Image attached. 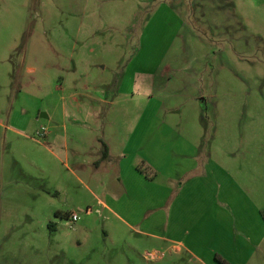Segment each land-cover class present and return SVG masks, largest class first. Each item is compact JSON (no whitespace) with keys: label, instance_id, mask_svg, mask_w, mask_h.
Masks as SVG:
<instances>
[{"label":"rangeland","instance_id":"374dc122","mask_svg":"<svg viewBox=\"0 0 264 264\" xmlns=\"http://www.w3.org/2000/svg\"><path fill=\"white\" fill-rule=\"evenodd\" d=\"M180 137L215 184L157 209L143 182L128 193L122 149L153 180L144 161L176 174ZM215 254L264 264V0H0V264H225Z\"/></svg>","mask_w":264,"mask_h":264},{"label":"crops","instance_id":"0c3cea01","mask_svg":"<svg viewBox=\"0 0 264 264\" xmlns=\"http://www.w3.org/2000/svg\"><path fill=\"white\" fill-rule=\"evenodd\" d=\"M180 138L182 139L183 143H182V145H180L178 147V150H176L177 153H175V158H174V160L177 161V164L179 166L176 174H172L168 170H167V172H164L162 169L158 168V165L156 163H150L149 160L144 161L146 164L149 163L151 165L152 169L155 171L154 174L156 176H155V179H153V180H150L146 176H143V174L140 172V170H138V168L136 166L137 164L134 163L135 162V161H133L134 159H131L130 151L126 147H124V149H122V151L118 157V170H119L118 175H119V178H123L124 181L130 182L129 183L130 185L128 187V193L131 194V192H132V191H130V188H132V184L135 185V182H143L146 185V188L143 187L142 189H140L139 193L141 196H144L145 198H147V195H148L149 198H152L155 195L156 198L161 197L162 199L163 198L165 199L164 202L163 201L159 202V205L154 207L155 209H157V208L165 207V201L170 196L173 197V198H171V200H172L171 205H173V207H174V203L177 200H178V204H181V201L183 199L187 200V199L196 198L197 193L189 194V193H187V189L198 178L200 180H202L203 182H205L206 184L207 183L209 184L210 182H212V184H215V180H216V177L214 176L215 173L211 169V167H209V164L211 166L213 164V162L211 159L207 158L204 155L205 150L201 149L193 141L186 140L182 137H180ZM105 144L107 145V148H108V155L104 159L100 158L101 160H99V161H102V160L105 161L106 159H109L110 157H112L113 151H112L111 145L109 143H105ZM64 151H65V153L68 152L67 146H65ZM73 152H76V150H73ZM99 152H100V156H101V148L99 149ZM90 161L93 162V159H90ZM97 162L98 161H95V163H97ZM162 165H165V163L161 162V166ZM215 168H216V166H215ZM193 170L198 171V174H202V175H197V177L191 179L190 181H188L185 184L180 185L177 188L174 187L175 183H173V182L175 180L180 179L183 174H185L189 171L191 172ZM165 174H167V175H165ZM177 174H178V176L176 177ZM155 180H161L162 182H165L167 184V186L164 184L161 186L159 185L160 191L159 190L154 191L151 188L154 185L157 186V184H154ZM147 188H149V189L147 190ZM132 193H135V192H132ZM55 194H56V192H55ZM122 197L123 196L121 195L120 198H122ZM223 203H224V205L219 207V210H220L219 212H223L226 215V217L231 221L230 215L233 212H232L230 203H228L226 201H223ZM104 206L107 207L110 211H112V213H114L118 219L124 221V219L121 218L114 210H112L106 204ZM145 208H147V206ZM78 210H80V209L78 208ZM149 210H152V208H150ZM190 211L194 212L195 210H190ZM181 245H183V243H181ZM177 248H179V246H177ZM212 250L214 251V249H212ZM214 252H216V251H214Z\"/></svg>","mask_w":264,"mask_h":264},{"label":"trees","instance_id":"16d2710c","mask_svg":"<svg viewBox=\"0 0 264 264\" xmlns=\"http://www.w3.org/2000/svg\"><path fill=\"white\" fill-rule=\"evenodd\" d=\"M101 147L102 148H101V157L100 158L104 159L108 155V148H107V145L103 141H101ZM48 226H49L50 230H54L56 228V225H55L54 222H49ZM215 258H217L218 260L224 262L225 264H228L223 258H220V256L217 255V254H215Z\"/></svg>","mask_w":264,"mask_h":264},{"label":"built area","instance_id":"2783aa9c","mask_svg":"<svg viewBox=\"0 0 264 264\" xmlns=\"http://www.w3.org/2000/svg\"><path fill=\"white\" fill-rule=\"evenodd\" d=\"M46 134L47 133L45 132V130L41 132V136H43V137H45ZM68 218H69V220L67 223L71 225L72 223H74L77 220V215L75 213H72L68 216Z\"/></svg>","mask_w":264,"mask_h":264}]
</instances>
